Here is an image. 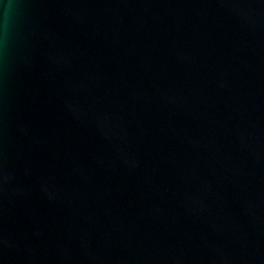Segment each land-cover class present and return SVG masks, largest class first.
<instances>
[{
  "label": "water",
  "instance_id": "water-1",
  "mask_svg": "<svg viewBox=\"0 0 264 264\" xmlns=\"http://www.w3.org/2000/svg\"><path fill=\"white\" fill-rule=\"evenodd\" d=\"M0 264H264V0H0Z\"/></svg>",
  "mask_w": 264,
  "mask_h": 264
}]
</instances>
